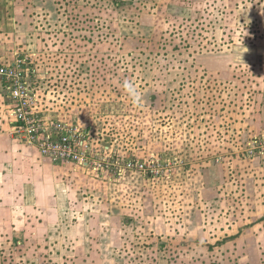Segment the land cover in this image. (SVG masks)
<instances>
[{
  "label": "rangeland",
  "instance_id": "374dc122",
  "mask_svg": "<svg viewBox=\"0 0 264 264\" xmlns=\"http://www.w3.org/2000/svg\"><path fill=\"white\" fill-rule=\"evenodd\" d=\"M14 90L90 158L1 167L0 264H264V0H0L2 153Z\"/></svg>",
  "mask_w": 264,
  "mask_h": 264
},
{
  "label": "built area",
  "instance_id": "2783aa9c",
  "mask_svg": "<svg viewBox=\"0 0 264 264\" xmlns=\"http://www.w3.org/2000/svg\"><path fill=\"white\" fill-rule=\"evenodd\" d=\"M11 94L19 102L10 109V116L17 118L26 125L28 142L35 144L44 158L57 164H88L90 157L87 156V153H89L90 148L77 126L65 122H56L47 129L41 125H36L32 116L24 113V111L29 112L31 108L29 101L24 96L25 94L22 95L19 90H14ZM98 161L100 166H116L119 163L118 158H111L110 156H100ZM123 164L127 169L143 167V164L132 161Z\"/></svg>",
  "mask_w": 264,
  "mask_h": 264
},
{
  "label": "crops",
  "instance_id": "0c3cea01",
  "mask_svg": "<svg viewBox=\"0 0 264 264\" xmlns=\"http://www.w3.org/2000/svg\"><path fill=\"white\" fill-rule=\"evenodd\" d=\"M1 134L3 136L4 133L0 132V136ZM2 139L0 137V147L4 141ZM20 140L22 142H18L12 137L10 140L12 143L10 152L2 153L0 151V178L6 176L1 171V167H7L9 170L15 168L21 179L29 183L34 181L41 182L47 177L53 176L55 174V170L52 167L54 164L47 159L40 158L39 151L35 150L28 141H25L27 138L23 137ZM2 160L3 162L1 163Z\"/></svg>",
  "mask_w": 264,
  "mask_h": 264
},
{
  "label": "clouds",
  "instance_id": "9594fccd",
  "mask_svg": "<svg viewBox=\"0 0 264 264\" xmlns=\"http://www.w3.org/2000/svg\"><path fill=\"white\" fill-rule=\"evenodd\" d=\"M115 83L118 87L123 89L134 105L140 106L142 93L138 90V86L132 80L125 78L122 82L117 80Z\"/></svg>",
  "mask_w": 264,
  "mask_h": 264
}]
</instances>
